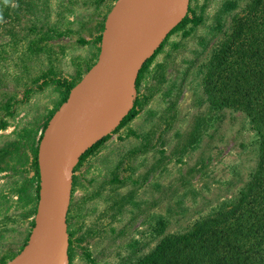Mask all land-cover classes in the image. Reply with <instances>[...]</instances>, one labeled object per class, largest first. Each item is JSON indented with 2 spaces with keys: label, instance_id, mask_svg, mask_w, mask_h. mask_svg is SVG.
<instances>
[{
  "label": "rangeland",
  "instance_id": "rangeland-1",
  "mask_svg": "<svg viewBox=\"0 0 264 264\" xmlns=\"http://www.w3.org/2000/svg\"><path fill=\"white\" fill-rule=\"evenodd\" d=\"M228 1L189 0L187 15L199 21L165 38L136 89L138 113L74 170L66 220L81 240L69 264H130L236 199L248 181L255 130L243 112L211 107L201 87L203 63L248 0L224 10ZM115 2L0 0V14H9L0 17V118L5 105L13 111L0 130V164L12 165L4 149L22 130L38 131L59 99L53 84L38 89L41 75L77 79L95 62L92 41ZM18 177L0 172V260L21 249L32 226L14 195Z\"/></svg>",
  "mask_w": 264,
  "mask_h": 264
},
{
  "label": "trees",
  "instance_id": "trees-1",
  "mask_svg": "<svg viewBox=\"0 0 264 264\" xmlns=\"http://www.w3.org/2000/svg\"><path fill=\"white\" fill-rule=\"evenodd\" d=\"M16 4L20 5L21 0H16ZM235 6L236 1L230 0L224 10ZM19 10L20 7H15L12 12L16 15ZM8 15L7 10H4L0 17L6 18ZM180 20L169 33L184 28L188 22L195 24L199 18L190 19L186 14ZM102 28L92 41L96 49ZM165 38L141 67L136 89L144 71L162 48ZM91 65L87 66L86 71ZM81 76L74 79L56 76L51 71L42 74L38 89L53 84L60 94L57 103L38 131L29 133L27 129L22 130L17 140L11 143L13 148L4 149L5 154L15 160L12 165L8 161L4 165L0 164V172L8 168L18 171L14 195L24 209V213H21L23 216L31 217L35 213L39 181L36 154L42 130ZM201 87L211 107H228L243 112L249 118L257 135L256 167L239 189L236 199L198 219L188 231L165 235L147 254L130 264H264V0H248L239 12L231 16L223 38L211 49L203 63ZM140 105V97L137 96L133 108L114 131L131 120L138 113ZM4 108L6 113L0 118V130L8 126V118L13 114L9 104ZM108 137H103L87 149L75 169ZM0 162L5 161L2 159ZM74 186L72 181L71 200ZM68 234L70 258L73 243L81 238H75L73 231H68ZM15 254L1 259L0 264Z\"/></svg>",
  "mask_w": 264,
  "mask_h": 264
},
{
  "label": "water",
  "instance_id": "water-1",
  "mask_svg": "<svg viewBox=\"0 0 264 264\" xmlns=\"http://www.w3.org/2000/svg\"><path fill=\"white\" fill-rule=\"evenodd\" d=\"M142 1L116 0L104 20L95 62L70 88L42 130L36 154L39 181L33 224L21 249L2 264H40L50 240L56 245L54 264H69L66 216L74 169L81 155L112 134L133 108L138 73L169 33L151 51L146 50L133 19L134 8ZM119 53L128 63L122 79L112 70ZM97 89L103 98L102 111L84 122L83 107Z\"/></svg>",
  "mask_w": 264,
  "mask_h": 264
},
{
  "label": "bare ground",
  "instance_id": "bare-ground-1",
  "mask_svg": "<svg viewBox=\"0 0 264 264\" xmlns=\"http://www.w3.org/2000/svg\"><path fill=\"white\" fill-rule=\"evenodd\" d=\"M189 0H144L138 3L133 11V19L143 37L145 48L151 51L160 39L168 33L184 16ZM128 68L125 58L119 53L117 61L112 64L115 75L122 79ZM103 108L100 90H95L83 107V121L87 122L99 115ZM56 245L49 241L40 264H54Z\"/></svg>",
  "mask_w": 264,
  "mask_h": 264
}]
</instances>
